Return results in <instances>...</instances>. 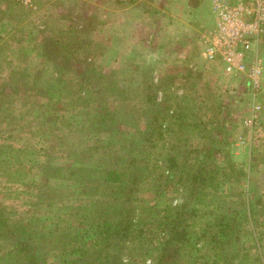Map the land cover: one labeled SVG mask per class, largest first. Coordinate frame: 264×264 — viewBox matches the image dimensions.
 I'll return each instance as SVG.
<instances>
[{
    "label": "rangeland",
    "instance_id": "1",
    "mask_svg": "<svg viewBox=\"0 0 264 264\" xmlns=\"http://www.w3.org/2000/svg\"><path fill=\"white\" fill-rule=\"evenodd\" d=\"M206 1L36 0L35 8L31 9L18 0H0V95L5 92L3 87H7V93L0 96V207L14 223L37 219L36 228L46 232L41 239L44 246L41 260H47L46 264H60L62 260L69 264L71 257L61 255L60 251L71 247L59 242L65 235L87 237L101 222L99 215L107 208L113 211L110 209L113 200L104 196L108 193L92 192L88 196L66 172L43 185L41 167L51 163V167L63 169L68 162L85 154L94 157L86 159L90 162L100 155L105 161L115 150V146L103 147L106 134L81 132L82 116L78 107L71 108L66 96L67 88L76 87L75 83L83 78L65 70L66 67L100 72L123 90V98L115 94L107 100L116 109H122V103L128 107L140 103L145 75L155 84L175 76L172 91L177 99L172 111L187 108L190 120L202 122L209 129L216 128L214 124L221 119L224 111L221 106L232 101L230 124L223 122L229 125V138L215 135L216 139H224L225 144L228 142L217 156L221 157L219 162L224 171L233 178L222 190L248 192V197L256 193L264 204V94L253 102L247 78L228 75L220 62L205 56L202 37L213 27ZM193 3L198 7H191ZM42 31L67 46L70 66L57 59V50L53 51L57 63L45 56ZM258 53L264 58V36ZM44 83L53 86L50 99L42 96L35 100L30 94L25 95L23 89L12 93L13 88L27 85L45 91L49 87L42 86ZM161 97L159 93V100ZM131 117L129 120L123 117L119 128L121 133L133 136L145 127L146 118ZM32 120L39 122L43 133L34 131L33 126L30 131L21 129ZM249 120H253L251 126L246 125ZM194 127L189 129V135L184 134L187 130L180 133L179 139L186 140L187 147H204L203 132L198 133ZM177 129L174 123L167 131L175 133ZM168 133L164 137L172 140L169 138L175 134ZM46 138L52 139L56 148L51 155L46 154ZM69 148L74 152L70 153ZM158 165L165 166L163 157H158ZM49 172L53 174L50 168ZM159 190L157 193L145 188L137 195V215L149 216L154 209L148 208L155 203L160 209L166 203L180 202L174 185ZM254 226L255 235L247 242L250 256L264 261V218L259 217ZM63 231L65 234H61ZM197 247L202 248L201 244ZM3 256L0 245V264H4ZM192 256L188 262L208 258L201 251H194ZM135 260V264H150V260L144 262L141 257ZM8 264L15 262L9 259Z\"/></svg>",
    "mask_w": 264,
    "mask_h": 264
},
{
    "label": "trees",
    "instance_id": "2",
    "mask_svg": "<svg viewBox=\"0 0 264 264\" xmlns=\"http://www.w3.org/2000/svg\"><path fill=\"white\" fill-rule=\"evenodd\" d=\"M197 5L190 4L194 8ZM42 32L45 33V56L52 62L56 60L57 63L59 59L70 66L68 52H65L67 46L46 34L47 31ZM55 50L58 52L57 59L53 56ZM65 70L83 78L75 83L76 87L67 88L68 96L65 95L72 103L71 108L79 109L83 121L81 132L85 135L106 134L103 147L115 146L113 154L108 156L109 160L104 161L105 157L100 155L99 159L90 162L86 159L94 157L85 154L80 159L72 160L74 166L68 162L63 169L51 167V163L48 167H41L44 169L41 174L44 186L53 177L66 172L88 196L92 192L97 195L108 193L104 196L113 200L110 207L113 211L107 208L101 213V222H97L87 237L65 235L59 242L71 247L70 250L63 247L60 251L61 255L71 257L69 264H135L138 257L143 258L144 262L150 260V264H264L261 257L250 256L247 245L255 235L257 219L264 218L262 199L256 193L248 197V192L232 190L225 193L222 190L233 178L224 171L219 162L221 157L217 156L228 142L225 144L224 139H216L215 135L229 138L227 127L231 119L232 101L221 106L224 107L221 119L214 124L216 128L209 129L202 122L190 120L187 108L172 111L174 99H177L172 91L175 76L155 84L145 75L146 79L141 84L144 96L140 103L132 104V107L122 103V109H116L107 100L115 94L123 98V90L113 85L105 75L86 67L79 71L72 67ZM42 86L49 89L44 91L36 85H27L13 88L12 93H20V89H23L25 95L30 94L35 100L42 96L50 99L53 86L46 83ZM3 88L5 92L1 95L7 93V87ZM159 93L162 94L160 100ZM132 115L145 117L146 124L142 130L130 136L120 132L119 124L123 122V117L129 120ZM174 123L177 131H167ZM192 125L198 133L203 132L201 145L204 147H187V141L179 139V134L184 130H187L184 134H190ZM32 126L34 131L43 133L36 120L27 122L21 129L30 131ZM165 132L175 134L174 137L169 136V139L174 138V142L164 137ZM48 138L46 154L51 155L56 148L52 139ZM161 143L163 147H159ZM69 152L73 153L74 150L69 148ZM158 157H163L164 167L158 165ZM230 167L235 169L234 165ZM172 185L180 196L178 204L169 202L159 209L155 203L148 208L154 209L149 216L142 218L137 215L135 202L141 191L146 188L159 193L160 187ZM35 222L37 219L30 218L24 220L23 224L21 219L14 223L7 211L0 207V245L4 251V264H8L9 259L15 264H46L47 260H41L44 250L41 239H44L46 232L43 228H36L39 226ZM61 234H65L64 231ZM198 244L202 248H198ZM194 251H201L208 258H204L203 262H188L193 258ZM64 263L68 264L66 260L60 262Z\"/></svg>",
    "mask_w": 264,
    "mask_h": 264
},
{
    "label": "built area",
    "instance_id": "3",
    "mask_svg": "<svg viewBox=\"0 0 264 264\" xmlns=\"http://www.w3.org/2000/svg\"><path fill=\"white\" fill-rule=\"evenodd\" d=\"M18 2L33 9L36 0ZM211 18L213 27L202 37L205 56L220 62L228 75L247 78L252 101H258L264 94V58L258 53L264 36V0H212ZM252 124L253 120L246 122Z\"/></svg>",
    "mask_w": 264,
    "mask_h": 264
},
{
    "label": "crops",
    "instance_id": "4",
    "mask_svg": "<svg viewBox=\"0 0 264 264\" xmlns=\"http://www.w3.org/2000/svg\"><path fill=\"white\" fill-rule=\"evenodd\" d=\"M205 3L208 4V8H209V17H210V23L212 24L213 26V21H212V18H211V4H212V0H207Z\"/></svg>",
    "mask_w": 264,
    "mask_h": 264
}]
</instances>
